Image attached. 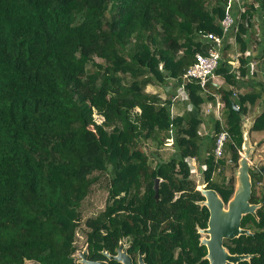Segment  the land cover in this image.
<instances>
[{"label":"trees","instance_id":"1","mask_svg":"<svg viewBox=\"0 0 264 264\" xmlns=\"http://www.w3.org/2000/svg\"><path fill=\"white\" fill-rule=\"evenodd\" d=\"M228 5L235 25L224 34L215 70L228 86L214 87L222 119L204 136L202 105L215 97L183 75L211 47L198 31L223 35ZM254 43L264 64V0H0V264H80L83 224L91 260L106 259L103 250L115 253L127 239L148 264H166L176 248L180 264H208L197 231L208 211L196 203L204 197L192 163L211 141L201 162L205 180L231 196L244 116L259 103L251 131L264 130V85L233 98ZM231 48L237 68L227 57ZM169 80L184 85L182 114L147 90ZM222 130L229 139L216 158ZM97 172L109 176L105 207L83 221ZM251 177V202L259 203L264 173ZM175 192L181 196L173 200ZM166 214L168 232L159 230ZM241 225L254 235L229 240L231 253L254 254L239 264H264V205Z\"/></svg>","mask_w":264,"mask_h":264},{"label":"water","instance_id":"2","mask_svg":"<svg viewBox=\"0 0 264 264\" xmlns=\"http://www.w3.org/2000/svg\"><path fill=\"white\" fill-rule=\"evenodd\" d=\"M222 62L223 58L221 57L219 65ZM233 106L238 108L235 103ZM253 123L254 119L243 122L241 154L238 159V165L234 171L235 187L227 205H225L217 191L201 188V193L205 199L200 203L207 206L210 215L208 227L199 230L204 234L200 242L207 247L205 258L208 259L210 264H239L241 261L250 260L254 257V254L250 253H230L224 246L225 239L231 240L241 235H254L250 229L242 227L241 222L243 217L247 214H252L257 217V210L264 205V195L261 202H251L253 190L251 171L254 173L258 171L264 173V166L255 168L252 163L256 148L260 146L259 143L253 144L250 137ZM231 161L232 159H230V162ZM159 182L160 178L156 177L154 179L156 200L159 198ZM206 235H208V237H206ZM103 254L110 260H116L123 264H133L131 256L123 249L122 242L116 254H110L107 250H103ZM75 256L84 264H108L106 260L89 259L88 245H86L83 250H77ZM139 264H145L142 255L139 256Z\"/></svg>","mask_w":264,"mask_h":264},{"label":"crops","instance_id":"3","mask_svg":"<svg viewBox=\"0 0 264 264\" xmlns=\"http://www.w3.org/2000/svg\"><path fill=\"white\" fill-rule=\"evenodd\" d=\"M237 9V6L235 5L234 10ZM229 44L232 45L234 42V36L229 37L228 39ZM257 46L252 44L251 47L247 50V55H250L251 57L249 58L248 62V73L245 76H238V83L240 85V88H236L235 92L233 94V98L237 99V92H246L249 91L251 88L256 87L259 88L260 85H264V64L263 62L257 57ZM227 57L229 59V62L232 64L233 68H237L239 65L238 57L239 54L234 52L233 49L231 48L228 51ZM214 85V86H213ZM220 86H228L224 79L217 75L213 74L209 80V85L207 86V94H211L215 97V103H210L209 101L205 102L202 105V110H201V116L203 117V123L200 127V134L204 136H209L214 134V126H215V121L222 116L223 112V103L220 100V94L217 92V89L214 87L218 88ZM150 88V90L148 89ZM147 90L151 92H159L160 96L164 99L169 98L172 101V111L173 115H179L182 114L186 108L187 104L184 99L183 95V89H182V84L174 81V80H169L166 85L158 86V85H150L148 86ZM236 104V103H235ZM237 106V104H236ZM238 107V106H237ZM249 107V106H248ZM260 103L259 105L251 107L247 114L244 116L245 120H253L255 115L260 112ZM252 131H250V136H251ZM209 140V138L207 137ZM206 140V141H208ZM253 143L256 144V140H252ZM260 144V147H262L261 142H257ZM212 145V142L208 144V146H204L203 153L205 154L206 149ZM203 168V167H202ZM258 195H261L260 188H258L257 191Z\"/></svg>","mask_w":264,"mask_h":264},{"label":"built area","instance_id":"4","mask_svg":"<svg viewBox=\"0 0 264 264\" xmlns=\"http://www.w3.org/2000/svg\"><path fill=\"white\" fill-rule=\"evenodd\" d=\"M223 35L218 36L213 32L199 30V37L209 41L211 47L207 54L201 52L196 53L195 62L185 71L183 77L186 81H196L203 89H207V84L211 76L215 73L222 57V47L224 45V34L229 33L233 25H235V17L232 13L231 6L228 5L224 18L221 20ZM184 85H182V89ZM229 139L226 130H222L216 137L214 154L216 158H220L224 154L225 144Z\"/></svg>","mask_w":264,"mask_h":264},{"label":"rangeland","instance_id":"5","mask_svg":"<svg viewBox=\"0 0 264 264\" xmlns=\"http://www.w3.org/2000/svg\"><path fill=\"white\" fill-rule=\"evenodd\" d=\"M97 60H99V59H97ZM148 89L150 90V88H148ZM220 118H222V116H220ZM250 137H251V140H256V144H257V142L264 141V130L263 131L253 130ZM206 140H208V139H206ZM210 142L211 141H209V143ZM253 144H255V143H253ZM262 144H263L262 147H260V149H259V147H257L256 151L254 153V158L252 160V163H253L255 168H259V167L264 166V143H262ZM240 154H241V152H240ZM203 157H204V154H202V157L200 159L193 161L192 165H196L197 168L201 170L202 167H204L201 164ZM233 171H235V169H233ZM97 174H99V172H97ZM194 174L195 173H192V179L196 182L200 181L202 178V175L197 176ZM108 182H109L108 174L107 173H100L99 179L93 184V186L91 188V192L88 194L87 198L82 203L81 212H82L83 221L87 217L96 216L101 210L104 209L106 199L108 196ZM256 191H258V189H256ZM85 229L86 228L83 224L82 228L78 230L77 242H76L77 246L79 247L78 250H83L84 247L87 245L86 233L84 231ZM123 242L129 243V240L123 239ZM25 264H38V263H36L34 261H27ZM80 264H83V263H80Z\"/></svg>","mask_w":264,"mask_h":264},{"label":"flooded vegetation","instance_id":"6","mask_svg":"<svg viewBox=\"0 0 264 264\" xmlns=\"http://www.w3.org/2000/svg\"><path fill=\"white\" fill-rule=\"evenodd\" d=\"M200 171H201V172H200ZM191 172H192V173H195L194 175H197V176H201V175H202V178H201L200 181H198V182L195 181V190H196V191H199V192L201 193V188H204V189H213V190H215V191L218 192L219 196L221 197V199L223 200V202L225 203V205H227V202H228L229 198L232 196V194H233V192H234L235 180H234V182L232 183V184H233V192H232L231 196H230L229 198H224V197L222 196V194L220 193V191H219L216 187L211 186V185L205 180V176H204V174H203V168L200 170V169L197 168L196 165H192ZM191 176H192V175H191ZM202 179H203V180H202ZM160 182H161V178H160ZM160 182H159V187H160ZM153 188H154V185H153ZM261 193H263V194H262V196H263V195H264V191H261ZM201 195H202V193H201ZM180 196H181V192H175V195L173 196V200L178 199ZM202 196H203V195H202ZM203 197H204V196H203ZM158 199H159V198H158ZM204 199H205V198H203V199H199V200L196 201V203H197V204L199 205V207H200V210L204 211V208H206L207 211H208V216H207V220H206V225H205V226H199V225H197V231H198V233L200 234V236H199V240H200V241H201V238L204 236V234H202L199 230L208 227V219H209V215H210V212H209V209L207 208V206H205V205H203V204L200 203V202L203 201ZM166 216H167V214L164 215V216L162 217V219H161V221H160V227H159V230L166 229V231L168 232V231L171 230V229H170V226H168V221L163 220V218L166 217ZM241 224H242V222H241ZM241 226H242V225H241ZM206 237H208V235H206ZM229 240H230V239H225V240H224V246H225L226 249L231 253V251H230V249H229V242H228ZM121 242L123 243V249H125L126 252H127V254H129V255L131 256V258H132V260H133V264H139V256H140V255L143 256V260H144L145 264H148V262L145 260V257H146L145 254H143V253L141 252L140 249H138V248H137V249H134L133 246H132L130 243H124L123 241H120V242H119V245H120ZM199 243H200V245H202L201 242H199ZM119 245H118V247H119ZM203 245H204V244H203ZM204 246H205V245H204ZM118 247L116 248L115 253H110V252H109V253H110V254H116V253H117V250H118ZM205 248H206V253H205V255L203 256L204 259H206L205 256H206V254H207V247L205 246ZM135 250H137V251H135ZM179 252H180V248L171 249L170 251H167V252H166V260H167V263H166V264H180L179 261H178ZM153 256H154L155 258H157V259H158V257H159V255H158L156 252H155V254H154ZM104 260H106V261L108 262V264H114V262H117L116 260H110V259H108L107 257H106V259H104ZM207 260H208V259H207ZM118 263H119V264H123V263H121V262H118ZM156 264H161V263H159V262L157 261ZM183 264H186V262H184ZM208 264H210L209 261H208Z\"/></svg>","mask_w":264,"mask_h":264}]
</instances>
